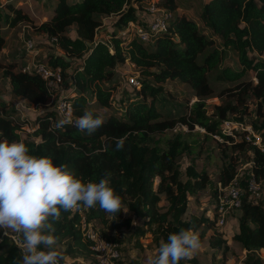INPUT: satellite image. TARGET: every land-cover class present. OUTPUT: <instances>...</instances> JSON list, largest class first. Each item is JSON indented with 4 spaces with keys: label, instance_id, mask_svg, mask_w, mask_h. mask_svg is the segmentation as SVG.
I'll return each instance as SVG.
<instances>
[{
    "label": "trees",
    "instance_id": "1",
    "mask_svg": "<svg viewBox=\"0 0 264 264\" xmlns=\"http://www.w3.org/2000/svg\"><path fill=\"white\" fill-rule=\"evenodd\" d=\"M135 1L138 6L144 2ZM129 2L58 0L53 16L41 25H34L37 31L58 40L55 44L63 54L50 56L49 63L63 71L62 93L70 94L74 90L75 96L65 100L71 103L73 115L79 120L77 126L58 118L56 104L60 96L53 100L39 75L17 71V63H0L12 93L35 108L45 109L36 118L38 128L24 139L22 131L28 122L16 121L14 113L8 112L9 105L0 103V142L3 141L0 203L8 202L12 211L24 213L28 206L25 197L28 194L36 197L37 235L24 233L20 241L40 250L48 242L55 247L65 246L62 254L53 250L60 260L92 259L91 244L80 229L85 216L89 222L105 225L112 220L117 228L132 227L134 219L142 221L143 227L135 228L137 248H143L140 240L151 234L161 264H183L206 238L204 230H200L205 226L217 227L216 216L185 219L190 195L205 190L210 178L190 165L188 179H181L177 163L188 150L181 134L163 151L152 146L153 137L174 130L178 124L189 130L200 126L208 134L233 143L234 149L250 150V170L258 181H264V0H209L200 14L202 30L195 19L176 14L168 32L157 34L152 44L132 36L119 37L114 31L108 42L97 39L104 18L116 17L115 28L122 29L138 21V10L130 7ZM194 2L187 0L186 8ZM158 5L174 13L179 8L178 0H161ZM8 9L10 13L4 14L0 9V20L4 19L7 27L13 29L24 22L32 23L30 15L21 9L10 5ZM73 30L74 37L70 35ZM207 30L220 36L225 48L237 51L242 66L241 70L223 69L218 79L235 83L252 71L257 83L237 84V105L216 107L217 120L212 121L200 111L194 116L162 120L157 107L163 92L159 84L179 80L190 86L199 98V107L213 94L208 74L220 66L223 52L215 47L203 63L198 62L199 56L214 46V40L206 36ZM4 45L0 26V50ZM126 62L134 64L144 77L141 89L128 90L130 96L123 101L122 119L110 116L104 120L90 105L86 94L92 90L96 103L110 108L116 87L105 89L102 83L112 81L117 67ZM74 63L79 66L73 68ZM248 97L258 102L261 122L254 125V130L261 138L260 147L253 145L254 139H246L247 133L237 143L220 130L229 115L237 112L247 115V109L242 111L239 107L246 104ZM11 144H21V150L7 153L6 147ZM236 175L237 166L231 158L220 173L219 184L228 186ZM164 201L168 203L167 210L160 206ZM125 211L133 217H125ZM238 222L239 232L233 240L247 252L244 264H264L260 255L264 250V209L250 202L248 194ZM102 235L119 243L105 233ZM209 243L212 249H221L225 240L213 234ZM0 264L42 262L29 260L22 248L5 235L0 239Z\"/></svg>",
    "mask_w": 264,
    "mask_h": 264
},
{
    "label": "rangeland",
    "instance_id": "2",
    "mask_svg": "<svg viewBox=\"0 0 264 264\" xmlns=\"http://www.w3.org/2000/svg\"><path fill=\"white\" fill-rule=\"evenodd\" d=\"M58 0H0V9L4 13H10L8 7L13 6L15 8L21 9L24 13L30 15L33 19L32 23L24 22L17 27L11 29L6 26L5 20H0V26L2 29V35L5 39V45L2 50H0V63L8 65L9 63H17V71H20L22 67L33 62H48L47 58L50 55H62L63 52L58 47V45L51 43L42 32L37 31L35 26L41 25L42 23L48 21L53 16V10L57 4ZM77 0H69L73 3ZM144 2L139 6L135 4V0H130L129 6L135 7L138 11H146L150 15V12L146 8L152 3H158V0H143ZM187 0H178L179 10L177 13L185 14L189 18L195 19L199 22L200 29L202 30L204 25L201 21L200 14L203 9V1L195 0L192 7L186 8ZM187 9L188 11H186ZM185 12V13H184ZM140 15V13H138ZM105 23L100 28L97 33V39H103L108 42L111 38L113 31L120 35L122 28H114L115 18H104ZM206 36L214 40V46L207 48L206 51L199 56L198 62L203 63L204 59L209 55L215 47L219 48L223 52L222 61L218 68L208 74V82L213 90L211 97L205 98L202 101V107L197 104L199 98L195 96L194 91L190 86L182 83L179 80L167 81L165 83L159 84V87L163 88L161 94V99L157 103L159 111L162 113V120L177 119L180 116H194L198 111L205 112L206 116L212 121L217 120L216 107L219 105L231 104L232 106L237 105V95L235 86L240 82L257 83L255 74L249 71L246 76L239 82H228L218 79V75L225 68H230L232 70H241L242 66L240 64L238 53L233 48H225L223 46V39L220 36L214 35L210 30L206 31ZM32 41L35 44V52L37 53L36 58L33 62V55L27 51V43ZM252 56V54H250ZM261 58V57H260ZM263 58V57H262ZM79 64L74 63L73 68H77ZM131 77H138L141 81L144 77L141 75L140 71L132 66L130 62L125 64H120L115 72L114 79L110 82L102 83L105 89L116 87L114 97L112 99V106L110 108H102L96 103L93 91L87 92V97L89 99L90 105L101 115V117L106 120L110 116H116L120 119L124 116V108H122L123 103L130 94L128 90H133L129 86V79ZM149 81L152 79L149 78ZM139 89H136L139 91ZM15 98L11 92V85L8 78L4 76V72L0 69V103H6L9 105L8 112L14 113V118L16 121L23 123L28 121V126L23 127V137L27 138V134L34 132L36 128L35 124L30 123V121L35 122L38 115L34 114L29 119H24L20 112H17L14 102H22V100ZM124 101V102H123ZM258 102L248 97L246 98V104L243 107H239L240 110L244 111L247 109V115L245 117L239 112L236 114L229 115L227 122L223 123L220 127L222 134L229 135L237 143L242 141L243 133H247L250 138L253 135H257L254 130V125H259L261 118L257 114ZM22 108L19 110L22 113H27L24 109H27L28 104L21 105ZM30 106V105H29ZM34 108L33 106H31ZM253 130V135L249 132ZM181 134L183 141L187 144L188 150L179 158L177 163V168L180 171L181 179L186 181L187 168L191 165L198 173H205L209 176L210 181L207 184V188L196 195H190L188 211L185 216L186 220L192 217H213L214 216V197L216 195L217 188L219 186V176L223 168L226 166L227 162L233 158L237 166V173L241 175L246 173L249 169V157L252 155L250 150L241 151L239 149L232 148L233 143L225 142L222 136L210 135L206 130L200 126H196L193 130H189L186 126L178 124L174 130L165 132L164 134H159L153 137L152 146L156 147L159 151H163L169 148V145L176 137ZM28 139H31L30 136ZM32 140V139H31ZM38 141V140H37ZM28 203L24 213H16L9 210L5 203L0 204V239L8 235H14L18 229V235L16 237H21L24 233L34 236L37 235V227L34 225L36 218L38 216L37 210V198L28 194L25 197ZM162 210H167L168 203L163 202L161 205ZM125 217H133V214L125 211ZM3 218V220H1ZM13 218H19L20 222L13 223ZM112 220L109 221L107 225L101 224L99 222H94L96 229L101 233H105L108 237L114 238L119 241L121 245L122 260L118 264H136L140 262L141 264H161L156 258L157 246L153 242L151 234H147L144 238L140 240L143 248H137L136 244V226L143 227V222H139L134 219L132 227L128 228L126 226H121L117 228L112 225ZM233 223H232V222ZM239 217L234 215L228 220V223L224 228H212L209 229L206 226L200 231L206 233V238L204 241L196 246L193 252L186 258L183 264H244L247 256V252L243 249L241 244L233 240L234 235L238 234V225H234V222L239 223ZM7 230V231H5ZM13 230V234L10 233ZM239 231V230H238ZM213 234L221 235L225 240V244L221 249H212L209 243V239ZM49 246H46V253H49L48 258L50 261H56L58 264L61 262L55 259H60L54 254L53 250L58 251L62 254L65 250V246H61L58 249L48 242ZM38 249V248H37ZM31 255V253H30ZM27 253L28 259H31L34 255L30 257ZM264 262V250L260 253ZM68 259L71 257H67ZM75 259V258H71ZM191 259H194L191 261ZM70 264H74L70 261Z\"/></svg>",
    "mask_w": 264,
    "mask_h": 264
},
{
    "label": "built area",
    "instance_id": "3",
    "mask_svg": "<svg viewBox=\"0 0 264 264\" xmlns=\"http://www.w3.org/2000/svg\"><path fill=\"white\" fill-rule=\"evenodd\" d=\"M160 1L161 0H158V3ZM158 3H152L146 8V10L150 12L153 17L150 26L130 22L118 36L128 38L132 36L138 38L145 44H152L154 43V37L157 34L168 32L170 23L174 20L176 15L169 9L160 7ZM49 39L51 43L55 44L58 42L57 38ZM27 51L34 56L37 55L35 52V44L32 41L27 43ZM132 65L135 67L134 64ZM21 71L26 74L39 75L46 82L53 100L62 93L61 87L63 86V71L61 68H54L49 62H33L22 67ZM129 86L139 89L141 87V81L138 77H131L129 79ZM73 96H75L74 90L60 99L56 104V111L58 118L68 121L73 126H77L79 120L73 115L71 103L65 100L66 98ZM26 125L28 126L29 124L27 123L25 126ZM37 128H35L34 131ZM249 132L252 135L254 133L253 130ZM246 139L248 141H252L254 139L255 141L253 142V145L260 147L261 138L258 135H253L252 138L246 135ZM21 147V144H11L6 147V152L9 154H16L19 150H21ZM251 166L252 162H249V169L246 171L245 175L244 173L241 175H238L237 173L236 177L228 186L223 187L219 184L214 197V216L217 218V227L224 228L228 223V220L234 215H237L238 217L241 216L243 201L247 194L250 202L260 205L264 209V181H258L256 179L255 175L250 170ZM5 205L12 209L8 202H6ZM80 229L85 240L90 242L91 251L93 252V263L83 264H118V262L122 260L120 243L105 238L102 233L96 229L94 222L87 221V218L83 216ZM11 239L17 246L22 248L23 254L27 257L28 251L26 248L29 245L23 244L20 241V238L15 235H11ZM53 263L58 264L56 261H53Z\"/></svg>",
    "mask_w": 264,
    "mask_h": 264
},
{
    "label": "crops",
    "instance_id": "4",
    "mask_svg": "<svg viewBox=\"0 0 264 264\" xmlns=\"http://www.w3.org/2000/svg\"><path fill=\"white\" fill-rule=\"evenodd\" d=\"M77 1H80V0H77ZM203 1V4L204 3H206V2H208L209 0H202ZM68 2H69V0H68ZM76 2V1H75ZM69 3H71V2H69ZM178 10H179V8H178ZM177 10V11H178ZM186 11H188L187 9H185ZM138 13H140V15H138ZM185 13V12H184ZM181 15L180 13H177V12H175V15ZM137 15H138V21L136 22V23H138V24H143V25H147V26H150L151 25V23H152V19H153V17L149 14V13H147L146 11H138L137 12ZM109 18H111V17H109ZM108 18V19H109ZM113 18V17H112ZM115 19H116V17H114ZM105 20L106 19H104L103 20V22L105 23ZM115 22H116V20H115ZM114 22V23H115ZM103 26V25H102ZM114 28H115V26H114ZM70 35L72 36V37H74L75 36V32H74V30L70 33ZM47 37V36H46ZM48 39H49V37H47ZM50 41V40H49ZM59 53H57V55H58ZM34 56V55H33ZM37 56V55H36ZM36 56H34L33 57V60H31V62H33L34 61V59L36 58ZM50 56H52V54L50 53V55L48 56V58H47V61L49 62V57ZM131 64V63H130ZM132 65V64H131ZM133 66V65H132ZM136 68V67H135ZM12 92V91H11ZM13 94V93H12ZM67 93L66 92H63V93H61L60 94V97H59V100L60 99H62L63 97H65V95H66ZM14 95V94H13ZM15 96V95H14ZM15 98H17V99H20V100H22V102H14L15 103V108H16V110H17V112H20L22 115V117H23V120L26 118V119H29L30 117H32L34 114H36V115H38L39 113H42L43 111H45V109H42V108H40V109H38V108H35L33 105H31V104H29L26 100H24V99H22V98H19V97H17V96H15ZM16 99V100H17ZM25 104H28V107H27V109H24V111L27 113V115L26 114H24V113H22V111L21 110H19V108H22V106L21 105H25ZM30 105V106H29ZM31 106H33L34 108H32ZM28 122V121H27ZM30 123H32V124H35V126H36V128H37V125H36V121L35 122H32V121H30ZM0 143H3V141H1ZM0 204H2V203H0ZM9 210H11L12 211V209H9ZM1 220H3V218H1ZM13 223H18V222H20V220H19V218H13ZM232 222V221H231ZM233 223V222H232ZM234 225H238L237 224V222H234ZM5 231H7V230H5ZM18 231H19V229H18ZM18 231L16 232L17 233V235H18ZM237 232H239L238 231V229H237ZM10 233L11 234H13V230H10ZM15 233V234H16ZM14 234V235H15ZM46 246H49V244H47ZM46 246L44 247V250H40V249H37L34 245H29V246H27V248H26V250L28 251V253H29V255H30V253H31V255H30V257L32 256V254L34 255L33 257H31V259H29V260H31L32 262H42V264H54L52 261H50V259L48 258V256H49V253L47 252L46 253V251H47V249H46ZM57 249L59 248V247H56ZM55 259H58V258H56L55 257ZM61 261V262H60ZM70 261L71 262H73L74 264H83V263H93V261H92V259H87V260H85L84 258H75V259H71V258H67V257H65L63 260H60L59 259V262H60V264H70Z\"/></svg>",
    "mask_w": 264,
    "mask_h": 264
}]
</instances>
